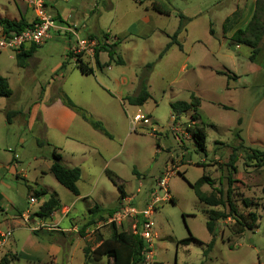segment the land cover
<instances>
[{
    "label": "rangeland",
    "instance_id": "1",
    "mask_svg": "<svg viewBox=\"0 0 264 264\" xmlns=\"http://www.w3.org/2000/svg\"><path fill=\"white\" fill-rule=\"evenodd\" d=\"M32 1L0 0V17L18 20L24 16L25 21L31 22L37 17ZM140 1L44 0L42 6L43 12L53 17L56 27L61 25L58 15L64 22L84 20L86 28L81 39L93 35L101 40L103 32L99 30L116 34L120 38L116 52L123 64L112 62L108 68L96 69L94 74H82L75 57L80 55L91 66L94 58L75 52L77 46L73 42L68 57L73 60L67 58L69 61L61 68L58 60L70 37L66 30L60 34L51 32L43 45L51 50L42 53V61L29 64V77L22 82L16 78L27 73L19 68L16 58L11 59L7 53L0 55L2 72L9 76L14 91L19 89L18 99L11 97V102L24 105L28 99L25 91L40 82L52 97L65 93L101 121L112 136L107 138L89 124L74 125L72 132H78L96 147L60 149L63 164L80 170L79 196L59 184L49 171L54 146L47 143L35 148L29 139L22 145L25 155L18 170L28 177H13L10 181L17 189L19 205L34 211L48 198L36 197L37 202L30 203L28 184L36 187L33 180H38L49 194L55 193L60 205L49 216V222V217L37 216L44 221L39 229L23 224L13 234L10 231L0 248V264H84V249L91 251L101 240L109 238L111 227L104 222L111 209L122 205L124 197H132V204L140 206L156 201L151 216L156 238L146 252L145 264H264V157L252 154L253 150L264 151V34L258 52L250 59L251 47L243 43L236 46L229 39L232 34L223 30L225 18L234 11L242 16L241 24L245 25L255 0ZM153 5L168 13L157 12ZM179 14L185 17L182 22ZM261 19L264 22V16ZM180 25L176 35L179 45H171L159 57ZM72 27L80 30V24ZM144 74L150 98L141 107L123 98L124 104L121 103L118 96L136 94L139 78ZM96 77L107 89L99 85ZM192 96L199 99L197 109L190 106L179 114L173 112L171 103L194 104ZM138 108L150 117L151 123L133 127L130 119ZM197 128L205 133V152L196 149L191 136ZM0 147L2 152L7 150L1 141ZM233 151L237 205L244 214L255 210L259 219L256 227L242 233L231 230L230 218L219 220L215 242L205 253L211 239L206 222L212 210L222 208L199 201L188 183L204 173L225 190L226 163ZM163 176H168L167 193L158 184ZM117 185L122 187L121 194ZM211 189L207 184L201 187L205 192ZM10 190L15 193V188ZM244 198L252 199L256 205L246 208ZM95 206L99 207L97 212L93 211ZM98 222L101 227L88 236L85 230ZM121 228L128 231L129 226ZM0 229L6 230L4 225ZM189 233L195 240L179 244ZM87 261L110 264L111 259L103 256Z\"/></svg>",
    "mask_w": 264,
    "mask_h": 264
},
{
    "label": "trees",
    "instance_id": "2",
    "mask_svg": "<svg viewBox=\"0 0 264 264\" xmlns=\"http://www.w3.org/2000/svg\"><path fill=\"white\" fill-rule=\"evenodd\" d=\"M140 1V0H139ZM141 2V1H140ZM152 8L159 13H168V11L163 10L156 5H153ZM240 14L234 11L232 15L227 16L223 23V30L229 31L230 28L236 24L240 19ZM264 16V0H255L254 9L251 14L249 21L246 23L244 28H237L232 33L231 37L229 38L231 42L238 45L239 43L246 44L251 47V55L250 59H253L255 54L259 50V43L264 34V22L261 19ZM180 21L182 22L185 18L183 14H179ZM31 22L25 21L24 18H20L18 20H10L7 18L0 17V25L5 30H13L15 32L21 31L24 28L30 26ZM181 25L177 29V31L172 35V39L168 42L159 57H161L173 44H178L176 40V35L179 32ZM209 32L213 34V29L210 28ZM101 40H98V46L95 49L94 53V67L96 69H102L104 66L111 64L112 62L116 64H123L124 60L122 57L116 52V46L120 41V38L116 35L114 41L109 40V35L105 32L102 33ZM92 38L95 36L92 35ZM179 45V44H178ZM39 45H31L27 48H23L20 52L15 54V58L17 60V64L21 67L25 66L27 63V59L32 55V53L36 50ZM106 52L108 60L105 63H101L99 60V53ZM70 52L67 53V56H70ZM75 64L78 70L85 75L93 74L94 67L87 65L81 58L80 55L75 57ZM65 66V61L62 62L61 68ZM148 67L151 66V63L147 65ZM236 75H233L235 78ZM12 91L7 82V79L0 74V97H9ZM61 102L74 111L76 114L80 116L82 120L87 122L94 130L100 132L104 136L111 138L110 133L107 131L103 123L97 119H94L90 116L85 109L76 105L72 102V100L63 92H59L56 95ZM150 92L147 86V76L141 75L139 78L138 83V91L134 95H127L123 97L131 105L141 106L148 98H150ZM195 103H186L184 101H177L171 103V109L174 113L179 114L182 111L187 110L190 106L194 107L195 109L199 106V99L192 96V101ZM15 114V111H6L5 117L7 122L10 121L11 117ZM176 119V117L174 118ZM191 136L194 140V144L198 151L205 152V133L203 129L197 128L191 131ZM254 157H264V151L253 150ZM252 157V158H254ZM251 158V157H250ZM51 164L49 166V171L54 176L56 181L64 186L67 190H69L74 195H79V190L77 187V181L80 178V170L78 167H69L63 164L61 155L56 152L55 150L51 153ZM236 160V153L233 151L226 163L227 166V174L225 176L227 187L224 190L221 187L216 186V181L214 178L202 174L198 179H196L193 183H188L194 190V194L196 198L211 206L217 207L220 206L221 210H212L209 217L210 219L206 222V227L211 235V239L207 244V248L204 251L205 253L209 251L214 242H215V230L219 220L221 219H228L230 218L233 223L231 225V230L234 233H242L245 230L252 229L257 226V222L259 219V215L255 210L250 209L251 206L256 205L252 201V199L244 198L242 200L243 205L250 210L247 214H244L240 211L237 205L236 199V192L233 186L234 179L232 174L235 172V165L234 161ZM219 184L222 183L221 179L218 181ZM203 184L209 185L212 189L211 191L205 192L201 190ZM120 194L122 193L121 185H117ZM262 194L264 196V186L261 189ZM46 194V191L36 190L34 191L35 197H40ZM60 205V200L58 199L55 193H50L48 198L44 200L40 205L36 212V216L40 218H48L53 211H55ZM97 206L94 207V212L98 211ZM119 208V207H118ZM116 209H111L109 214L112 215ZM109 215V216H110ZM111 231L110 236L107 239L101 240L100 243L94 248L84 249V264L88 263V259L97 260L103 256L111 259L110 264H145V255L149 249L146 247L145 241L139 236L131 233L130 231L117 228L114 224L111 223L110 225ZM195 240L192 234L189 233L188 237L180 239L178 241L179 244H188L190 241ZM88 254H91L90 256Z\"/></svg>",
    "mask_w": 264,
    "mask_h": 264
},
{
    "label": "crops",
    "instance_id": "3",
    "mask_svg": "<svg viewBox=\"0 0 264 264\" xmlns=\"http://www.w3.org/2000/svg\"><path fill=\"white\" fill-rule=\"evenodd\" d=\"M58 16L60 18L59 21L61 25L56 27V29H54L52 32L60 34L66 27L73 28L72 26L80 24V27H78L80 29L78 30V37L82 38V36L84 35L82 32L86 28V23L84 22V20H80L79 22H64L62 17L60 15ZM20 18L25 19L24 16H20L19 19ZM241 21L242 16H240L239 21L234 24L229 31H227L229 32V35H231L233 30L237 28H244L246 24L242 25ZM99 31L107 33L109 35V39H115L116 34L111 33L109 30ZM73 42H75L74 37L70 34L68 42L63 48V50L66 49V51L60 54L58 60L59 65H61V63L64 61L67 62L69 60H73L72 58L69 59L67 56V53L70 52V45H72ZM43 45L44 43L36 48L32 55L27 59V63L25 66L21 67L17 64L19 68H23V70L27 73L24 74L21 78L17 77V81L22 82L23 79L29 77V64L42 61L45 55L42 53L49 52L51 50L49 48L47 49ZM2 53H7L11 59L15 58V53L11 51H1L0 55ZM67 58L69 60H67ZM99 60L101 63L107 62V53L103 51L100 52ZM92 66L94 67V65ZM109 66L110 64L106 67L108 68ZM95 70L96 68L94 67V73ZM0 74L7 79V82L12 91L8 99H3L4 97H0V141L7 145V150L3 151L5 154L0 151V214L2 217V219L0 220V227L4 225L5 229L10 230L13 234L14 230L19 228L20 226H23V224L27 226L29 225V229H31L33 225H36L37 223L42 224L44 222L43 220H39V218L36 216V212L38 209L30 211L29 207H23L19 205L17 196H15V194H17V189L10 182L13 177H15V179L17 180L18 178L27 179L28 177L27 173H23L21 172V170H18L22 163V157L25 155L24 146L22 145L28 139L32 140L35 148L45 147L48 143L52 145V147L54 146L53 150L58 153H60V149L65 146L71 147V149L75 148V150H77L76 147L79 145H91L92 147H96V145L93 142L83 138L82 135H78V132H72L74 125L79 126L80 124L88 123L82 120L80 116L74 111L66 107L56 95L52 97L49 90L44 89L40 82L37 85L34 84L30 91H25L26 97L28 99L24 100V105H21L19 102L10 101L11 97H16L18 99L17 94L19 89L17 91H14L9 76L2 72L1 61ZM95 79L103 89L106 88L103 84H101L97 77ZM31 80L33 81V77ZM123 97H125V94H121L120 96H118V99L119 101H121V103H123ZM6 111H15V114L11 117L9 122H7L5 117ZM7 151H10V155H7ZM72 152L74 153V151ZM61 158L63 160V157ZM34 159L36 160L37 158L34 157ZM33 181L34 183H36V187L28 184V187H30L29 192L31 193L30 197H32L34 191L41 189L46 191V194L42 196L49 195V191L46 188L39 186L40 183H38V180ZM3 187L9 190L6 191ZM12 188H15V193L13 192V190H10ZM34 198L37 202L38 198H36L35 196ZM44 200H42V202ZM51 218L52 216L49 217L47 221L49 222V219ZM25 219H27V221ZM47 221L45 223H47Z\"/></svg>",
    "mask_w": 264,
    "mask_h": 264
},
{
    "label": "built area",
    "instance_id": "4",
    "mask_svg": "<svg viewBox=\"0 0 264 264\" xmlns=\"http://www.w3.org/2000/svg\"><path fill=\"white\" fill-rule=\"evenodd\" d=\"M32 3L36 9L37 17L32 21L30 26L21 31L15 32L13 30L7 31L0 25V52L8 50L16 54L23 48H27L31 45H42L50 38L51 32L56 29L53 17L46 15L42 10L44 0H33ZM64 30L68 31L74 37L77 46L76 49H74L75 52H84L90 58H94L95 49L98 46L97 39H81L78 37V32L74 28L66 27ZM130 120L133 127L140 123H151L150 117L140 109H137ZM167 179L168 176H163L159 179V186L165 189ZM165 193H167L166 189ZM29 201L30 203H36L34 197H30ZM132 201V197H124L121 203L122 205H120L112 215L108 216L104 224L111 225L112 223L120 229L121 227L128 225V231L135 235H139L145 241L146 247L151 249L153 246V240L156 238V234L153 231V221L151 220L156 201L151 200L145 206H140L139 204L133 205ZM25 220L27 221V219ZM101 224L102 223L98 222L90 225L85 232L88 236H91L101 227ZM40 226L41 224L37 223L33 229L37 230ZM10 233V230L0 229V248L7 242Z\"/></svg>",
    "mask_w": 264,
    "mask_h": 264
}]
</instances>
